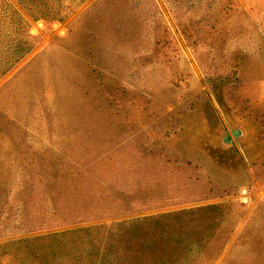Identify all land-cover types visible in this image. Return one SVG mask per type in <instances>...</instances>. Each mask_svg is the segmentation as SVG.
<instances>
[{
  "label": "rangeland",
  "instance_id": "374dc122",
  "mask_svg": "<svg viewBox=\"0 0 264 264\" xmlns=\"http://www.w3.org/2000/svg\"><path fill=\"white\" fill-rule=\"evenodd\" d=\"M69 247L264 264V0H0V264Z\"/></svg>",
  "mask_w": 264,
  "mask_h": 264
},
{
  "label": "trees",
  "instance_id": "16d2710c",
  "mask_svg": "<svg viewBox=\"0 0 264 264\" xmlns=\"http://www.w3.org/2000/svg\"><path fill=\"white\" fill-rule=\"evenodd\" d=\"M95 229H98L97 226H87V227H83V228H77L75 230L53 233L49 237L62 240V238L65 236L64 240H66L67 239L66 236L68 234H72V233H74L75 235L89 234L92 230H95ZM46 237H48V236L44 235V236L29 237V238H25V239H19L13 243H36L38 240L43 241ZM69 248L71 249V251L66 250V251H63L59 254L54 255L53 259H51L52 260L51 264H65L67 261L68 262L71 261L72 260L71 253L74 251V248H72V247H69ZM54 258H56V259H54ZM47 264H50V262H47Z\"/></svg>",
  "mask_w": 264,
  "mask_h": 264
},
{
  "label": "water",
  "instance_id": "95a60500",
  "mask_svg": "<svg viewBox=\"0 0 264 264\" xmlns=\"http://www.w3.org/2000/svg\"><path fill=\"white\" fill-rule=\"evenodd\" d=\"M56 26H57V25H56ZM240 135H241V132H240L239 130H236V131H234V133H233V136H234V137H239ZM232 141H233V139H232L231 135H227V136L224 138V142H225L226 144H230ZM243 193H246V190H243ZM244 202H247V198H246V197L244 198Z\"/></svg>",
  "mask_w": 264,
  "mask_h": 264
}]
</instances>
